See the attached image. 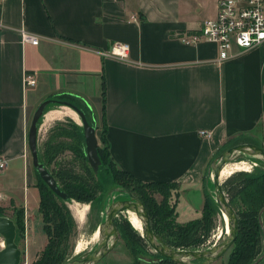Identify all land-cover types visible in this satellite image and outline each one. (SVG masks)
Returning <instances> with one entry per match:
<instances>
[{"label": "crops", "instance_id": "obj_1", "mask_svg": "<svg viewBox=\"0 0 264 264\" xmlns=\"http://www.w3.org/2000/svg\"><path fill=\"white\" fill-rule=\"evenodd\" d=\"M218 2L0 0V158L7 163L0 207L24 210L23 264H33L48 240L29 225L40 206L29 130L40 104L59 96L77 97L97 127L105 124L120 170L143 183L177 184L178 223L202 218L215 158L264 127V43L248 52L233 44L232 58L221 61L217 44L182 39L217 17ZM24 32L40 44L24 45ZM119 44L128 45L127 60L109 57ZM26 76L36 84L27 86ZM113 256L99 264H172Z\"/></svg>", "mask_w": 264, "mask_h": 264}, {"label": "trees", "instance_id": "obj_2", "mask_svg": "<svg viewBox=\"0 0 264 264\" xmlns=\"http://www.w3.org/2000/svg\"><path fill=\"white\" fill-rule=\"evenodd\" d=\"M56 98L62 102H69L76 106L85 114L89 124L98 130L96 121L90 114L91 111L77 97L63 95ZM81 105H84L86 108ZM64 130L61 129L59 132L62 133ZM77 130L78 134L72 136L55 133L51 136L48 144H46L47 154L45 155V159L48 160V164L53 165V171L50 173L57 181L60 190L69 197L68 201L75 199L78 202L90 204L91 215L95 212L100 213L103 211L102 208L104 205L99 193L104 194L106 186L117 184L129 193H133L132 195L134 197L136 196L145 205L151 219L153 231L172 249H190L194 244L200 242L203 236L208 235L207 227L209 217L213 212H217V207L220 209L221 207L217 201L216 203L212 202V198L206 193L205 185V206L202 218L185 225L178 224L176 220V208L179 194L173 193L178 188L177 184L164 182L143 183L129 173L120 170L112 159L106 136L105 138L104 136L102 137L106 147L103 148L100 145L98 147L101 166L99 172L95 173L87 158L83 127L77 126ZM79 130L82 132V136ZM104 131H106V128ZM103 134L105 135L106 132ZM66 140H70V142H66ZM253 140L255 139L235 141L229 144L226 149L239 145L241 142H244L243 144H251ZM67 152L71 157H65ZM39 160L46 167L44 156L40 152ZM35 171L37 172L36 169ZM37 174L41 181L40 184L36 185L40 194L39 211L43 215V230L48 237V242L33 264H63L65 262V256L69 251L66 246V241L69 242L70 240L71 234L69 230L71 232L70 227L73 222L69 217V211L65 208L64 204L66 201L58 197L43 181L38 172ZM125 175L134 179L138 184L133 187V192L128 190L131 189L129 184L130 179H125ZM243 182L244 188L241 192L244 193V198L248 195L250 197L251 189L258 188L260 198L264 203V171H254L252 175H245ZM156 195L162 196L160 202L155 199ZM174 198H176L175 201L173 200ZM229 203L235 210L234 202L230 200ZM17 210L21 212L18 214L19 221L16 226L17 230L22 231L23 228L19 225L24 224V210ZM3 212L4 209L1 208L0 216L4 215L2 214ZM236 214L239 219V230L237 240L231 252L229 264H255L264 255V248L262 247V241L264 240V205L262 204L259 208H252L248 205L243 211L236 210ZM248 219H253L254 223L250 225L248 230L243 231V228H241V220L247 221ZM115 223L119 232L120 228L116 219ZM143 239L147 242L145 238ZM159 256L161 257L159 261L163 263L176 264L169 259L163 258L161 255Z\"/></svg>", "mask_w": 264, "mask_h": 264}, {"label": "rangeland", "instance_id": "obj_3", "mask_svg": "<svg viewBox=\"0 0 264 264\" xmlns=\"http://www.w3.org/2000/svg\"><path fill=\"white\" fill-rule=\"evenodd\" d=\"M55 99L57 100V98ZM81 106L85 107L84 105ZM70 113H75V112L67 107H59L58 105H51L48 107L45 117H43L41 120L39 141H38L39 152L42 156H44V160H45L44 162L50 172L53 171V167H52L53 165L48 164L49 162L48 160L45 159V155L47 154L46 144H48V142L50 141L51 136L54 135L55 133L56 134L58 133L59 135H70V136L77 135L78 134L77 126L82 127V123L79 116L77 115V119H74V117L71 116ZM90 114L94 118V115L92 113ZM54 115H57V118H53ZM50 116L52 117V120ZM105 128H106L105 124L100 123V126H98V130H97L98 140L100 139L99 145L102 146L103 148L106 147L102 138L103 136L105 138V135L103 134L105 133L104 131ZM61 129H65V130L62 133H60L59 130ZM79 132L82 136V132L80 130ZM258 135L259 136L256 137V139L253 140L251 144L264 147V127L260 129ZM66 142H70V140H66ZM228 146L229 145L223 148V150L225 149L224 152L228 150L226 149ZM223 150L220 153V155L223 153ZM220 155H218V157ZM65 157H71V156L67 152V154H65ZM217 158H215V160ZM226 170L233 171V174L230 176L229 175L224 176L223 172ZM254 171H258V172L264 171V164L262 160L259 158L248 157L242 153H238L233 157V159L228 164L225 165L221 173L220 184L222 185V188L224 190V193L226 194L228 202H230V200L234 202L235 211L236 210L243 211L244 209L247 208L248 205L252 208H259L262 204L264 205L263 201L260 198L258 188L251 189L250 197L248 195L246 198H244V193L241 192L242 189L244 188L243 180L245 178V175L246 176L252 175ZM124 177L125 179H130L129 184L131 189L128 190L130 192H133L132 189L134 186L138 185L137 182L134 179L127 177L126 175ZM204 180L206 183V184L204 183L206 193L210 195V198H212L211 199L212 202L216 203V193L213 186L214 184H213L212 165L210 166V169H208V171L206 172V176ZM40 183L41 181L36 172V185ZM105 189L106 190L104 194L99 193V196H101L103 199V205H104V207L102 208L103 211H101L100 213H96L94 211L95 213L91 215L90 204L78 202L75 199H71L70 201L65 202L64 204L65 208L69 211V217L72 219L73 224L70 227L71 232L69 230V233L71 234L69 238L70 240L69 242L66 241V246L69 251L68 254L65 256V262L63 264H67L71 261L81 260L88 257L96 249L100 241V238L99 240L97 239L99 235L98 234L99 226L105 221L106 212L109 206L114 202L128 199L129 192L125 189H122V187L118 186L117 184H112L108 187L106 186ZM155 199L158 202H160L162 200V196L156 195ZM1 208L3 207H0V209ZM217 208H218L217 212H213V214H211V216L209 217V222L207 227V229L209 230V231L207 230L208 235L203 236L200 242L194 244L190 249H186L185 251H207L221 244L223 241L227 239L228 235L226 234V224L223 219V212L219 207ZM20 212H18L17 209L6 207L4 208V212L2 214L12 218L15 224L17 225V222L19 221L18 214ZM35 215L38 217L32 219L30 218L29 225L32 226V228L35 227L34 230L35 233H37L41 237V233H43L42 228L44 226L43 215L40 213V211ZM36 219L38 220V222ZM128 219H129L128 212L124 214H120L116 218V221L120 228L119 241L116 247L114 248V250L111 251L109 254L114 255L113 256L114 260L121 258L126 260H134V261L160 260L161 257L142 238L143 237L142 234L138 233V231H136L132 227ZM26 220L27 219L24 214V224L22 223V225H19L23 229L22 231H20L19 229L17 230V244L19 245L22 251L25 250L27 237H28ZM263 222H264V216H263ZM253 223H254L253 219H248L247 221L241 220V228H243V231H246L250 228V225H253ZM181 225L183 224L181 223ZM44 233L43 235L45 236ZM1 243H4V239L0 236V244ZM80 243H82L83 247L86 248L83 252L78 251L77 249ZM112 243L113 240H111L110 245ZM233 247L222 259H220L215 264H229ZM262 247L264 248V240L262 241ZM3 248L4 247L0 245V250ZM24 261H25V257L23 256L22 264L24 263ZM196 263H202V261H197Z\"/></svg>", "mask_w": 264, "mask_h": 264}, {"label": "water", "instance_id": "obj_4", "mask_svg": "<svg viewBox=\"0 0 264 264\" xmlns=\"http://www.w3.org/2000/svg\"><path fill=\"white\" fill-rule=\"evenodd\" d=\"M51 105L68 107L79 116L86 140L87 158L95 173L99 172L101 166V160L98 154L99 142L97 129L89 124L83 112L69 102H62L53 99L46 100L40 104L34 114L28 135V145L32 156L33 166L48 187L58 197L68 201L69 197L60 190L53 175L39 160L38 141L40 121L46 115L47 108ZM238 153L259 158L264 162V147L246 143L229 148L212 163L216 201L220 205L223 214L227 215L229 220L230 233L228 234L227 239L221 244L207 251H185L172 249L153 231L151 219L145 205L129 193L127 200L117 201L109 206L106 212V219L99 226L100 241L96 249L88 257L81 260H74L67 264H99L107 255H109L111 251L114 250L119 241V232L115 219L120 214L127 212L135 213L141 220L143 225V238H145L149 246L163 258L169 259L176 264H215L231 250L238 236V216L234 208L228 202L226 194L220 184V175L223 168ZM0 236L4 239V248L0 250V264H22L23 251L16 242L17 226L14 220L9 216H0ZM111 240H113V243L110 245ZM262 257L255 264H258L262 260ZM197 261H202V263H196Z\"/></svg>", "mask_w": 264, "mask_h": 264}, {"label": "built area", "instance_id": "obj_5", "mask_svg": "<svg viewBox=\"0 0 264 264\" xmlns=\"http://www.w3.org/2000/svg\"><path fill=\"white\" fill-rule=\"evenodd\" d=\"M187 44L200 41L215 43L219 48L221 61L232 58L233 44L243 52L251 51L264 43V0H219L218 14L215 19L207 20L197 32H189L182 36ZM40 37L24 32L22 43L38 46ZM128 45H116L109 57L121 61L128 59ZM36 81L26 76V85L34 86ZM200 136L209 138L207 131H200ZM6 161L0 158V173L6 168ZM4 247V243L0 244Z\"/></svg>", "mask_w": 264, "mask_h": 264}, {"label": "bare ground", "instance_id": "obj_6", "mask_svg": "<svg viewBox=\"0 0 264 264\" xmlns=\"http://www.w3.org/2000/svg\"><path fill=\"white\" fill-rule=\"evenodd\" d=\"M71 116H73L74 117V119H77V113L76 114H74V113H71L70 114ZM248 157H251V156H248ZM255 166V165H254ZM224 169V168H223ZM236 169H238V168H236ZM223 171V170H222ZM222 173V172H221ZM233 174V171H231V170H226V171H224L223 172V175L224 176H230V175H232ZM220 177H221V175H220ZM128 216H129V222L131 223V225H132V227L136 230V231H138V233H140V234H143V225H142V222H141V220L137 217V215L135 214V213H132V212H128ZM223 219H224V222H225V224H226V234L228 235L229 233H230V229H229V220H228V217H227V215H225V214H223ZM225 230V229H224ZM100 231V230H99ZM99 235H98V240H99V238H100V232L98 233ZM78 251H81V252H83L86 248L85 247H83V245H82V243H80L79 245H78Z\"/></svg>", "mask_w": 264, "mask_h": 264}]
</instances>
